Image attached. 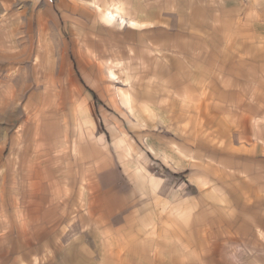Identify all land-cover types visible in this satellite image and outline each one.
Returning a JSON list of instances; mask_svg holds the SVG:
<instances>
[{"label":"crops","instance_id":"1","mask_svg":"<svg viewBox=\"0 0 264 264\" xmlns=\"http://www.w3.org/2000/svg\"><path fill=\"white\" fill-rule=\"evenodd\" d=\"M238 1L254 30L238 62L264 80V0ZM229 2L0 0V144L17 141V200L0 183V218L56 213L51 237L67 239L70 264H230L246 247L258 253L261 218L245 235L230 228L246 218L200 216L182 161L184 127L198 116L195 73L177 68L182 32L212 29L215 6Z\"/></svg>","mask_w":264,"mask_h":264},{"label":"rangeland","instance_id":"2","mask_svg":"<svg viewBox=\"0 0 264 264\" xmlns=\"http://www.w3.org/2000/svg\"><path fill=\"white\" fill-rule=\"evenodd\" d=\"M238 3L230 0L224 7L215 6L212 29L182 32L177 51L182 59L177 68L195 73L198 86V116L184 127L182 161L191 168L188 180L203 207L200 216L246 218L244 228L241 224L230 228L245 235L252 230V218H261L258 253L253 254L252 248L249 255L246 247L247 254L230 264H264V147L255 152L249 141L254 136V117L259 115L252 105L255 88L264 80L250 78L251 73L240 68L239 50L253 52L249 44L254 30L252 20L239 15ZM261 40L264 42V34ZM263 42L259 43L261 49ZM13 129L7 128L9 136ZM0 150L4 158L11 156L6 164L4 159L0 161V183L7 190V199L15 195L17 200V141L0 144ZM54 215L44 210L39 218H0V264L72 263L75 256L62 253L67 239L51 237Z\"/></svg>","mask_w":264,"mask_h":264},{"label":"built area","instance_id":"3","mask_svg":"<svg viewBox=\"0 0 264 264\" xmlns=\"http://www.w3.org/2000/svg\"><path fill=\"white\" fill-rule=\"evenodd\" d=\"M49 1H52V0H49Z\"/></svg>","mask_w":264,"mask_h":264}]
</instances>
